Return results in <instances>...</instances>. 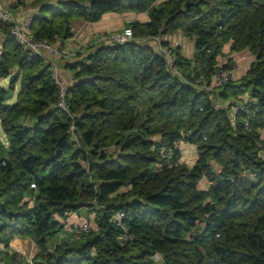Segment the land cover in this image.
I'll return each mask as SVG.
<instances>
[{
    "label": "trees",
    "instance_id": "16d2710c",
    "mask_svg": "<svg viewBox=\"0 0 264 264\" xmlns=\"http://www.w3.org/2000/svg\"><path fill=\"white\" fill-rule=\"evenodd\" d=\"M109 12L149 20L129 23L125 43L65 63L77 80L67 85L69 111L57 104L52 64L25 52L0 19V79L9 83L0 85V261L30 264L10 248L19 234L36 240L35 264H157L154 252L162 264H264V0H63L42 6L31 32L55 44L74 35L75 18L96 22ZM180 29L194 36L204 64L175 47V66H186L191 82H210L230 40L256 55L245 76L214 89L221 106L142 41ZM139 101L148 105L142 122ZM181 139L198 147L193 166L179 152L166 164L158 152ZM95 202L91 232L53 251L49 238L64 226L57 215ZM125 206L139 240L122 246L114 214Z\"/></svg>",
    "mask_w": 264,
    "mask_h": 264
},
{
    "label": "built area",
    "instance_id": "2783aa9c",
    "mask_svg": "<svg viewBox=\"0 0 264 264\" xmlns=\"http://www.w3.org/2000/svg\"><path fill=\"white\" fill-rule=\"evenodd\" d=\"M0 19L9 25L10 35L21 45L22 49L25 52L30 53L33 56L41 57L45 61L52 64L51 70L53 72V76L57 81L60 90V100L57 104L59 107L69 111L65 96L67 90V84L63 79H61L62 77L60 75V65L54 59H50L49 56H47V54H50L57 57L61 53H67L65 48H61L58 46L59 49H57L53 43H50L45 39H37L34 37V35L31 32V27L33 23L32 14L24 15L21 19H18L13 13L0 8ZM132 37H133L132 28L124 27L122 33L111 35L110 37H108L109 39L107 41L114 43H123L126 42L127 40L132 39ZM156 39L162 40V36L159 35L156 37ZM160 48L162 50L161 56H163L166 59L171 71H173V73L177 77H179L180 80H182L184 83H193L197 87H201L207 91H213L216 87L222 86L235 79V74H234L235 71L233 68H225L222 67V65H219V67L212 74L211 77L212 83L201 78L194 79V82H191L187 77L184 76L182 77L181 71L175 66L174 63L175 46L173 44L167 45L165 43ZM241 104L242 103L240 104L238 103L239 107L243 106ZM223 105L227 107L229 104L224 103ZM247 128L249 129L248 123H247ZM74 131L75 128L74 126H72V132ZM180 144H181V140H178L175 141L172 145H168V146L164 145L159 147L158 152L161 158L166 161V164H172L173 162H175V156L180 151ZM154 148L157 149L158 147L156 146ZM245 171L246 170H244V172L242 173L243 176H246L247 173L248 174L250 173L249 170L247 172ZM93 205H96L97 209L98 208L101 209V205L99 203L95 202ZM126 208L127 207L125 206L114 214V222L116 226L122 229V233L118 236V241L122 246L129 245L139 240V237L135 233L131 232L127 224L124 222L125 218L127 217ZM94 227L95 224L93 225V222L89 218L83 219L78 223H73L70 225V229L72 233L77 238L83 233H90ZM13 240L17 241V238H14ZM13 240L10 242L11 243L10 248L12 249L14 243ZM20 245L21 244L14 247V249L15 250L17 249L19 251L25 249ZM4 247L5 244L3 243L1 244L0 249H4ZM152 256L157 263L159 264L163 263V256L160 252H154ZM27 260L30 264H35V260L32 258H28ZM0 264H4V263L0 261ZM63 264H79V263L73 261H67ZM82 264H87V263L82 262Z\"/></svg>",
    "mask_w": 264,
    "mask_h": 264
},
{
    "label": "crops",
    "instance_id": "0c3cea01",
    "mask_svg": "<svg viewBox=\"0 0 264 264\" xmlns=\"http://www.w3.org/2000/svg\"><path fill=\"white\" fill-rule=\"evenodd\" d=\"M61 1H63V0H0V8L3 10L10 11L18 19H21L24 15H28V14L34 15L35 13H38V11L40 10V8L42 6L56 5ZM133 18H136V19L140 20L141 22H147L149 20V15L147 12H142V13H137V12H123V13L109 12V13L104 14L103 17L99 21H96V22H91V21L86 20L85 18L77 17L71 22V29L74 32V35L67 40H58L56 42L57 43L59 42L58 46H61V48L65 47L68 44H72V45L74 44L75 47H78V48L81 47L82 48L83 46H85V43L90 39V37L96 31H100V30H104V32L115 31V30L122 31V30H124V27L127 24L126 22H128L129 20H132ZM175 35H178V36H174V38H178L181 42V46L179 48H180L182 55L184 57H186L187 59H189V61H192L193 66H196L197 65L196 62H198L197 58H196V53L198 51L196 49V45H193V44H195L192 42L193 36H190L188 38L183 32H179ZM68 40H69V42H68ZM142 41H145V40L143 39ZM146 41H147V45L153 46V48L156 50V52H158L159 46L157 45L156 41H154L152 38H150L149 40H146ZM170 41H171V39H170ZM107 44H108V42H107ZM185 47H187V49H189V50L186 51ZM78 48H76V49H78ZM95 48H97V47L95 46ZM94 49H88L85 51H83V49H81L79 51H76V53H78L77 55H83L84 54V56H85V55L89 54L91 51H93ZM225 49L228 50V46ZM80 51H82V52H80ZM249 53H251L250 50L248 52H246L245 54H239L237 56V58H236L235 52H233L230 55V57H233L232 61L234 62V63H231V66L234 67L235 68L234 70L236 71L235 72V79L242 78L248 72V69L246 70L245 65H246V58H248ZM76 58L79 59L78 57H76ZM230 61H231V59H230ZM198 64L199 65L196 66L197 68H200V66L202 67V69L204 68L203 63L198 62ZM74 74H75L74 71L63 68L62 77L66 80L68 86L72 85L74 82L77 81ZM218 89L219 88H217V90L214 91L213 93L218 98V100H220V98L218 97L219 96L218 95ZM221 102L222 101L220 100V103ZM228 111H229V114L232 113V111H230V110H228ZM262 136L264 137V130H262ZM180 146L181 147H180V151H179V156H180L179 162L186 163L190 166L195 165L196 164L195 161H196L197 157H195V161H192V164H190L188 161H186V155H187V151H190L192 149L195 152L196 146L194 144H191V143L189 144V146H187V145H185L183 140L181 141ZM193 159H194V157H193ZM216 168H218V167L216 166ZM209 186H210V182H209V180H207V185L202 186L201 188L207 190V189H209ZM83 219H87V218L84 216ZM64 226H67L68 229L70 230V234L74 235L70 229V225L64 224ZM17 236H19L18 237L19 239L17 238V241L13 240L14 243L17 245L22 244V246L26 247L25 249H28L29 245H30L29 239H31V238H24L23 236H21L19 234H16L15 237H17ZM25 242H27L28 244H25Z\"/></svg>",
    "mask_w": 264,
    "mask_h": 264
},
{
    "label": "rangeland",
    "instance_id": "374dc122",
    "mask_svg": "<svg viewBox=\"0 0 264 264\" xmlns=\"http://www.w3.org/2000/svg\"><path fill=\"white\" fill-rule=\"evenodd\" d=\"M206 8V7H205ZM10 12V11H9ZM135 20H138V19H136V18H133L132 20H129L128 22H126L127 24H126V26L125 27H128V24L129 23H131L132 21H135ZM123 31V30H122ZM122 31H117V30H115V31H107V32H104V30H100V31H96L91 37H90V39L85 43V46H83L82 48L80 47V48H78V47H75L74 46V44L72 45V44H68V45H66L65 47H63V48H65V50L67 51V53H61V54H59L57 57L56 56H53V55H50V54H47V56H49V58L50 59H54L59 65H60V75H61V77H62V70H63V68H64V65H65V63L67 62V61H74V60H77V58L76 57H82L81 59H83V56H84V54L83 55H77L78 53H76V51H79V50H81V49H83V51H85V50H88V49H94L95 48V46L96 47H99V46H103L104 44H107V42H108V44H109V42L110 41H107L109 38L108 37H110L111 35H113V34H118V33H122ZM179 32H183L188 38L190 37V36H193V35H191V34H189V33H187L185 30H182V29H180V30H178L177 32H175L174 34H168V35H165V36H162V35H160V36H162V40H159V39H156V37L157 36H159V35H157V36H153V37H151L154 41H156V43H157V45L159 46L158 47V53L161 55V53H162V50H161V48L160 47H162L164 44H165V42H167L166 44L167 45H174L175 47H180L181 46V42H180V40L178 39V38H174V36H178V35H175V34H177V33H179ZM96 34H98V35H96ZM96 35V36H95ZM74 39V38H73ZM150 39V38H149ZM148 38H144V40H149ZM170 39H171V41H170ZM174 39V40H173ZM58 41V40H57ZM68 42H69V40H68ZM190 42V41H189ZM192 42L193 43H195L196 42V40L194 39V36H193V38H192ZM59 43V42H58ZM58 43L56 42L54 45L56 46V48L57 49H59V47H61V46H59L58 47ZM112 43V42H111ZM123 43H125V42H123ZM164 43V44H163ZM57 44V45H56ZM119 44H122V43H119ZM191 44V43H190ZM84 45V44H83ZM193 45H195V44H193ZM228 46V50L227 49H225L226 47ZM235 45H233V40H230V41H228L227 43H225L224 44V46L222 47L223 49H222V53H221V55L220 56H218V60H219V62H220V65H224L225 63H229V64H231V63H234L232 60H233V57H230V55L233 53V52H235V55H236V58H237V56L239 55V54H245L246 52H248L249 50H244V51H237L236 49H235V47H234ZM76 48H78V49H76ZM185 49H186V51L187 50H189V49H187V47H185ZM62 50V49H61ZM80 52H82V51H80ZM253 54V53H252ZM251 53H249V55H248V58H246V65H245V68H246V70L247 69H249L250 68V66H251V63L252 62H254V61H256V55L255 54H253L252 55ZM230 59H231V61H230ZM54 61V62H55ZM196 62V61H195ZM197 63V65L196 66H198L199 64H198V62H196ZM201 67V66H200ZM62 68V69H61ZM202 68V67H201ZM230 68H233V69H235L234 67H230ZM243 69V68H242ZM180 70V69H179ZM16 70L15 69H12V73H14ZM181 76L183 77H186V75L185 74H188V72H189V69L186 67V66H182L181 67ZM235 71V70H234ZM236 72V71H235ZM185 73V74H184ZM235 74V73H234ZM61 79H63L64 81H65V83L67 84V82H66V80L62 77ZM210 82H211V80H210ZM212 83V82H211ZM0 85L1 86H3V87H8V85H9V83H8V79H0ZM18 92V91H17ZM16 92V93H17ZM211 92H214V90L213 91H211ZM216 94V93H215ZM216 97V96H215ZM215 103H216V105H217V107H219V106H221L222 104L220 103V100H218V98L216 97L215 98ZM227 104V103H226ZM239 104H240V102H239ZM242 105V104H241ZM137 109L139 110V111H142L141 113V116H140V121L142 120H144L143 118H144V113H146V110L148 109V105H146V103L144 102V101H139V103H137ZM233 109H232V113H230L229 114V116H231L232 117V115H233ZM141 121V122H142ZM152 127H156L155 129H157V128H159L160 126H157V124L156 123H153L152 124ZM0 136H1V138L4 140L5 139V134H4V131H3V129H2V126H1V124H0ZM156 140H158L159 141V138H161L162 137V135L160 134V133H158V134H156V135H154L153 136ZM184 141V143H185V145H187V146H189V144L191 143V142H189L188 140H184V139H181V141ZM6 143H7V141H6ZM192 144V143H191ZM181 145V144H180ZM196 146V145H195ZM181 147V146H180ZM193 157H194V159H193ZM195 157H197L196 158V161H195ZM198 157H199V152H198V147L196 146V150H195V152H194V150L192 149V150H190V151H187V155H186V161H188L190 164H192V161H195V163L197 162V159H198ZM186 164V163H185ZM222 168V167H221ZM220 167H218V169L217 170H219V169H221ZM247 175H248V173H247ZM207 180H208V178L207 177H203L202 179H201V181H200V183H199V186H200V188L202 187V186H205V185H207ZM124 189V188H123ZM28 196H26V198H27ZM99 210V208L97 209L96 208V205H93L92 203L91 204H88V206H84L83 208H81L79 211H77V212H68L67 213V215L66 216H64V217H60V216H58L57 215V218L59 219V221L62 223V225H71V224H73V223H78V222H80L82 219H83V217L85 216L86 218H90L91 219V221L93 222V225L95 224L94 223V220H95V215H96V211H98ZM81 211V212H80ZM21 236H23L24 238H31V239H29V248L28 249H22V250H15V249H13V250H15V251H17L20 255H22V256H24L26 259H28V258H32V259H35V257H36V254L38 253V251H39V247H38V245H37V243H36V240L35 239H33L31 236H29V235H26V236H24V235H21ZM19 236H17V237H15V238H18ZM21 238V237H20ZM72 238H75L74 237V235H72V234H70V230L68 229V227L67 226H63L62 227V229H60L59 230V232L57 233V234H55V235H52L50 238H49V241H50V247L52 248V250L54 251L55 249H56V247L57 246H60V245H62V244H64L65 242H67V241H71L72 240ZM19 239V238H18ZM11 244V243H10ZM24 244V243H23ZM25 244H28L27 242H25ZM52 245V246H51ZM12 246V245H11ZM16 246H18L17 244H15V243H13V248L14 247H16ZM20 246H22V244L20 245ZM19 246V247H20ZM23 248H26V247H24V246H22ZM74 260H77L76 258L74 259ZM157 264H159V263H157Z\"/></svg>",
    "mask_w": 264,
    "mask_h": 264
},
{
    "label": "water",
    "instance_id": "95a60500",
    "mask_svg": "<svg viewBox=\"0 0 264 264\" xmlns=\"http://www.w3.org/2000/svg\"><path fill=\"white\" fill-rule=\"evenodd\" d=\"M186 4H187V6H188V5H190V3H189V2H187ZM196 4H198V3H196ZM0 56H1V50H0Z\"/></svg>",
    "mask_w": 264,
    "mask_h": 264
}]
</instances>
